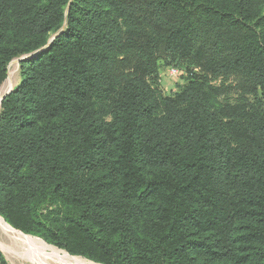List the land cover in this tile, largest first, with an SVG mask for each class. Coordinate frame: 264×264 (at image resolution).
<instances>
[{
  "label": "trees",
  "instance_id": "16d2710c",
  "mask_svg": "<svg viewBox=\"0 0 264 264\" xmlns=\"http://www.w3.org/2000/svg\"><path fill=\"white\" fill-rule=\"evenodd\" d=\"M45 45L0 103V217L94 263L264 264V0H0V85Z\"/></svg>",
  "mask_w": 264,
  "mask_h": 264
},
{
  "label": "rangeland",
  "instance_id": "374dc122",
  "mask_svg": "<svg viewBox=\"0 0 264 264\" xmlns=\"http://www.w3.org/2000/svg\"><path fill=\"white\" fill-rule=\"evenodd\" d=\"M17 58L11 60V62L8 64L7 77L4 80V82L0 85V93L2 94L5 91L4 90L5 88L4 87L2 88V86L3 85L6 86L8 80L11 83L12 88H14L16 84L20 81L19 62H17ZM169 66L170 65L164 64L160 67L159 70L158 90L163 96L170 95L171 93L181 89V87L187 82L188 76L182 69H180V73L177 77L175 78L170 77L168 75ZM1 245L5 246L6 248L2 249ZM0 253L6 260L7 264H35L32 261L27 260L25 258L26 256L25 254L28 253L26 247L20 243H15L7 234L2 232L1 230H0ZM96 264H100V263H96Z\"/></svg>",
  "mask_w": 264,
  "mask_h": 264
},
{
  "label": "bare ground",
  "instance_id": "6f19581e",
  "mask_svg": "<svg viewBox=\"0 0 264 264\" xmlns=\"http://www.w3.org/2000/svg\"><path fill=\"white\" fill-rule=\"evenodd\" d=\"M3 87L5 88V91L11 87L9 80L7 85H3L2 88ZM1 95L2 93H0V98ZM0 230L7 234L15 243L24 245L28 251V253L25 254V258L35 264H96L81 256H73L68 254L63 249L48 245L37 237L25 235L17 230H13V228L9 226L1 217ZM1 247L2 249L6 248L3 245H1Z\"/></svg>",
  "mask_w": 264,
  "mask_h": 264
},
{
  "label": "water",
  "instance_id": "95a60500",
  "mask_svg": "<svg viewBox=\"0 0 264 264\" xmlns=\"http://www.w3.org/2000/svg\"><path fill=\"white\" fill-rule=\"evenodd\" d=\"M55 36H52V38H54ZM51 38V39H52ZM50 39V40H51ZM47 48V45H45L44 47H42V48H40L39 50H37V51H35V52H32V53H30V54H27V55H23V56H20L19 58H17V62H19V61H21V60H23V59H25V58H31V57H33L34 55H36L37 53H39V52H41V51H43L44 49H46ZM13 88L12 87H10L7 91H5L2 95H1V98H0V103H1V101H2V99H3V97L6 95V94H8L11 90H12ZM3 219V218H2ZM4 220V219H3ZM8 224V223H7ZM13 228V227H12ZM13 230H17V229H15V228H13ZM18 232H20V233H22L21 231H19V230H17ZM24 234V233H23ZM25 235H27V234H25Z\"/></svg>",
  "mask_w": 264,
  "mask_h": 264
},
{
  "label": "built area",
  "instance_id": "2783aa9c",
  "mask_svg": "<svg viewBox=\"0 0 264 264\" xmlns=\"http://www.w3.org/2000/svg\"><path fill=\"white\" fill-rule=\"evenodd\" d=\"M180 73V68L176 67V66H169L168 67V75L170 77H177Z\"/></svg>",
  "mask_w": 264,
  "mask_h": 264
},
{
  "label": "crops",
  "instance_id": "0c3cea01",
  "mask_svg": "<svg viewBox=\"0 0 264 264\" xmlns=\"http://www.w3.org/2000/svg\"><path fill=\"white\" fill-rule=\"evenodd\" d=\"M169 85V84H168ZM167 87H169V86H167Z\"/></svg>",
  "mask_w": 264,
  "mask_h": 264
}]
</instances>
